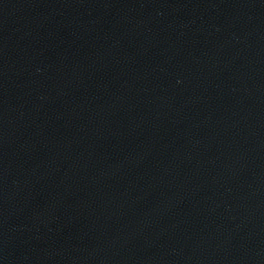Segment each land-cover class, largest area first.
Masks as SVG:
<instances>
[{"label":"water","instance_id":"obj_1","mask_svg":"<svg viewBox=\"0 0 264 264\" xmlns=\"http://www.w3.org/2000/svg\"><path fill=\"white\" fill-rule=\"evenodd\" d=\"M0 264H264V0H0Z\"/></svg>","mask_w":264,"mask_h":264}]
</instances>
